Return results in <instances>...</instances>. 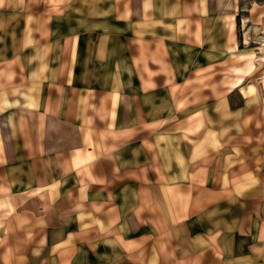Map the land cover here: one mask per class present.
<instances>
[{
    "label": "crops",
    "instance_id": "obj_1",
    "mask_svg": "<svg viewBox=\"0 0 264 264\" xmlns=\"http://www.w3.org/2000/svg\"><path fill=\"white\" fill-rule=\"evenodd\" d=\"M0 245L264 264V0H0Z\"/></svg>",
    "mask_w": 264,
    "mask_h": 264
},
{
    "label": "rangeland",
    "instance_id": "obj_2",
    "mask_svg": "<svg viewBox=\"0 0 264 264\" xmlns=\"http://www.w3.org/2000/svg\"><path fill=\"white\" fill-rule=\"evenodd\" d=\"M233 100L235 101V102H237V103H239L241 100H240V98H239V96L237 95V94H234L233 95ZM2 248V245H0V249Z\"/></svg>",
    "mask_w": 264,
    "mask_h": 264
}]
</instances>
